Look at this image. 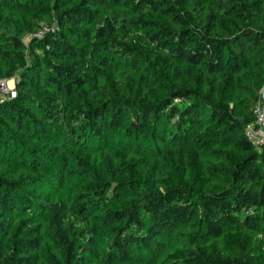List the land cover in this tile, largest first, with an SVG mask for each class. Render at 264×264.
I'll return each mask as SVG.
<instances>
[{"label": "trees", "instance_id": "1", "mask_svg": "<svg viewBox=\"0 0 264 264\" xmlns=\"http://www.w3.org/2000/svg\"><path fill=\"white\" fill-rule=\"evenodd\" d=\"M3 1L9 8L21 5L20 0ZM68 1L26 0V6L51 15L57 30L47 32L43 38L32 36L28 44L24 43V37L15 36L10 49H0L1 60L10 69L0 78L17 75L20 95L15 100H1L0 112L8 110L18 117L26 115L19 105L27 104L24 90L33 84L36 71L42 76V85L53 88L59 99L69 98L85 88L90 63L81 44L86 39L92 38L93 48L101 52L97 65L92 67L94 73L109 70L112 58L123 59L126 67L118 79L113 77L97 88L98 93L106 95L103 101L77 103L69 115L65 137L69 144L73 143L71 151L80 168L78 175L83 179L93 176L95 182L75 193L68 206L59 201L47 207L39 204L50 214L52 243L59 249L57 254H46L47 264H128L132 262V251L160 253L174 243L176 236H183L191 247L207 246L230 229L264 236V152L258 153L246 136V126L255 121V110L263 101L264 62L258 73L263 85L256 91L248 89L241 114L191 90H173L156 105L112 98L113 92L116 95L126 92L135 75L141 76L144 83L148 74L155 80L164 76L163 66L153 63L150 51L156 53L159 64L165 58L174 65H185L191 77L195 69H200L206 74H222L223 83H235L236 76L254 67V62L264 60V27L259 29L254 21L258 13H264L259 0H82L75 6ZM206 4L211 9L206 10ZM223 14L237 21L222 24L220 15ZM81 24H85L84 30ZM44 26L40 27L39 23L30 32H40ZM127 29L138 34L137 38L131 37ZM26 51L30 54L29 62ZM17 66H20L18 70ZM143 70L145 74L141 75ZM31 95L30 99L35 96ZM38 102L44 121L50 123L59 116L53 117L46 105ZM130 115V120H126ZM208 116L218 130L202 137L199 143L209 150L205 158L210 156L212 146L219 149L215 152L219 162L215 171L223 177L222 186L211 193L186 184L176 185L164 195L139 192L137 181L118 182L114 186L96 175L95 167L84 153L73 150L85 146V141L110 142L115 133H123L130 140V147L154 124L164 125L163 135L158 136L160 141L183 147L189 145L195 131L203 130ZM36 128L54 163L37 156L36 150L28 149L29 166L39 172L38 176L45 175L61 186L68 153L66 149L59 151L50 146L53 135L46 126L37 122ZM4 134L0 129V137L4 138ZM228 149L236 153L233 159V155L226 156L223 152ZM17 188L16 184L0 178V230L7 221L2 211L16 212V206L8 202H17L16 196L10 197ZM124 192L134 193L142 200L130 208L106 209L99 224H89L88 217L100 202L113 196L121 199ZM30 202L25 213L32 218L23 222L24 230L17 227L15 238L8 237V233L3 240L0 238V264H40L41 230L38 225L32 226L39 202ZM70 215L84 227L67 225ZM168 264L262 263L243 253L237 258L218 259L187 250Z\"/></svg>", "mask_w": 264, "mask_h": 264}, {"label": "rangeland", "instance_id": "2", "mask_svg": "<svg viewBox=\"0 0 264 264\" xmlns=\"http://www.w3.org/2000/svg\"><path fill=\"white\" fill-rule=\"evenodd\" d=\"M25 1L20 0L21 5H12L9 8L3 0H0V49L2 51L10 49V43L15 36L24 37V43L28 44L32 36L39 34V32H30L39 23L40 27L46 25L40 31L51 29L49 32H54L57 30L58 25L51 15L44 14L34 6H26ZM81 1L69 0L68 4L75 6ZM248 1L252 2L253 0ZM259 2L264 9V0H259ZM205 7L206 10L211 9L207 4ZM101 12L103 16L106 15L103 8ZM220 20L225 25H230L237 21L235 17L225 16L224 14L223 16L220 15ZM254 21L257 23L258 28L262 29L264 27V13H258ZM80 28L84 30L86 28L85 24H81ZM123 28H125V25L121 29L123 30ZM128 32L131 37L137 38L138 34L132 29L128 30ZM73 43L79 44L78 41H73ZM81 46L84 47L87 53V60L90 63L84 89L72 94L69 98L63 99V97H60L59 99V95L53 88L48 89L42 85V76L36 71L33 84H29V89L24 90L27 94L25 99L27 104L20 103L19 105L26 115L18 117V115H14L8 110L0 112V129L5 132L4 138L3 136L0 137V178L17 185L18 188L10 197L13 195L16 196L15 199L20 200V202L17 200L16 203L14 202L15 200H9V204L13 203L16 206V212L13 214L2 211L7 221L2 225L0 238L3 240L7 235L10 238H15L14 231L17 227L21 229L23 222L32 218L25 213L29 209L27 207L31 204L30 200L39 202L36 205V221L32 226L38 225L41 230L42 250L39 253L40 264H47L48 256L46 254H57L59 249L52 243L50 214L47 212V208H42L39 204H44L47 207L49 203L59 201L68 206L71 204L72 196L75 193L86 190L87 186L95 182L93 176L83 179L78 175L80 168L76 164L71 151L73 143L70 141L69 144L68 139L65 137V128L68 125L69 115L76 108L77 103L103 101L106 95L103 94L104 92L102 94L98 93L99 89L97 88L113 77L118 79L121 72L126 71L123 59L112 58L109 70H103L102 73H94L92 67L97 65L101 52L95 47L93 48L92 38L86 39ZM25 54L29 62L30 54H28V51ZM150 54L156 66H163L164 76L155 80L153 75L148 74L144 83L141 82V76L135 75L130 80L127 91L122 92L120 95H116L113 92L112 98L131 100L136 104L156 105L168 97L173 90H191L203 97H212L217 102L227 106L230 111L241 114L240 110L247 96L246 92L248 89L251 88L256 91L258 87L261 88L263 85L261 76L259 77L258 73L261 72L260 68L264 60L262 62H254V67L236 76V81L232 84L223 83L222 74H206L200 69H195L196 73L191 77L187 73L185 65H174L165 58L159 64L156 53L150 51ZM18 68L20 66H17L16 70ZM9 71L10 69L8 70L7 64L1 60L0 55V76L5 75ZM143 74H145V70L141 72V75ZM0 81H4L9 89V93L0 96V102L6 99H17L19 95L17 75L0 78ZM31 93V96H35L30 99ZM38 101L46 105L47 109L52 112L53 117L59 115L56 117L57 119H51L52 122L50 123L44 121L42 113L38 109ZM62 109L66 110L62 111ZM59 110H61L60 114H58ZM130 118L131 115L126 120H130ZM206 119L203 130H199L200 132L195 131L189 145L183 147L170 141H167V143L160 141L161 139L158 136H160L159 134L163 135L161 132L164 125L156 127V124H154L152 126L149 125L150 127H148L146 134L130 147V140L124 137L123 133H115L114 136L112 135L110 142L100 139L93 143L85 141V146L73 148V150L76 153H84L95 167L96 175L98 174L100 177L111 181L114 186H117L118 182L137 181L140 183L139 192L144 194L151 191L155 194L164 195L176 185L186 184L197 186L204 193H211L215 188L222 186L223 177L215 171L217 164H219L216 160L217 155L215 152L219 149L216 146H212L209 148L212 149L210 156L205 158L204 156L209 150L202 148L199 143L202 137L209 136L212 132L214 133L218 130L214 127L215 123L209 120V116ZM37 122L46 126L52 133L53 141L50 146L59 148V151L66 149L65 153H68L67 171L63 176L61 186H57L52 179L45 175L39 174L38 176L36 173L39 172L33 171L31 166H29L31 154L28 153V149L36 150L38 152L37 156H42L49 163H54L53 158L49 156L50 154L44 146L45 143L40 138V130L36 128ZM169 151L173 152V155H169ZM223 152L226 156L228 154L233 155L231 159L236 156V153L230 149ZM190 159L195 162L192 163ZM122 195L121 199L113 196L111 199L100 202L98 208L88 217L89 224H99L106 209L130 208L142 200L138 198V195L131 192H124ZM80 222L70 215L67 225L74 224L79 228H83L84 225ZM6 233L8 234L6 235ZM173 242L165 251L160 253L154 251L149 254L132 251V262L128 264H168L170 261L179 258L182 252L187 250L218 259L237 258L243 253L244 256H252L264 264V236L247 230L230 229L225 236L214 240L207 246L191 247L183 236H176Z\"/></svg>", "mask_w": 264, "mask_h": 264}, {"label": "built area", "instance_id": "3", "mask_svg": "<svg viewBox=\"0 0 264 264\" xmlns=\"http://www.w3.org/2000/svg\"><path fill=\"white\" fill-rule=\"evenodd\" d=\"M51 29L40 31L39 34L34 35V37L43 38V36L49 32ZM8 87H6L4 81H0V96L7 94ZM16 97V95H14ZM256 119L253 123L247 125L246 136L248 140L253 143L256 147L258 153L264 152V101L258 103L256 108Z\"/></svg>", "mask_w": 264, "mask_h": 264}, {"label": "water", "instance_id": "4", "mask_svg": "<svg viewBox=\"0 0 264 264\" xmlns=\"http://www.w3.org/2000/svg\"><path fill=\"white\" fill-rule=\"evenodd\" d=\"M261 95H262L263 101H264V89L262 90Z\"/></svg>", "mask_w": 264, "mask_h": 264}]
</instances>
